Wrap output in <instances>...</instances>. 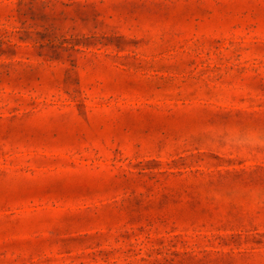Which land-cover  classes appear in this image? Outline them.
<instances>
[{
    "label": "rangeland",
    "instance_id": "obj_1",
    "mask_svg": "<svg viewBox=\"0 0 264 264\" xmlns=\"http://www.w3.org/2000/svg\"><path fill=\"white\" fill-rule=\"evenodd\" d=\"M0 264H264V0H0Z\"/></svg>",
    "mask_w": 264,
    "mask_h": 264
}]
</instances>
